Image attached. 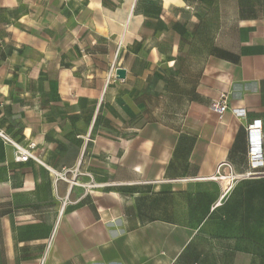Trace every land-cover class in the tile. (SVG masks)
Here are the masks:
<instances>
[{
	"label": "crops",
	"instance_id": "obj_1",
	"mask_svg": "<svg viewBox=\"0 0 264 264\" xmlns=\"http://www.w3.org/2000/svg\"><path fill=\"white\" fill-rule=\"evenodd\" d=\"M257 119L264 0H0V264H264Z\"/></svg>",
	"mask_w": 264,
	"mask_h": 264
},
{
	"label": "built area",
	"instance_id": "obj_2",
	"mask_svg": "<svg viewBox=\"0 0 264 264\" xmlns=\"http://www.w3.org/2000/svg\"><path fill=\"white\" fill-rule=\"evenodd\" d=\"M119 68L118 64L114 62L109 69L108 73V81L112 80L116 77L117 69ZM228 100L224 94H222L218 99L214 100L211 104V109L218 113L220 116L223 115L228 110ZM233 112L237 116H244L245 109L244 108H234ZM248 134H249V156L252 162V166L255 169L260 168L264 164V153H263V124L260 119L254 120L248 126ZM0 135L4 138V140L8 143H11L16 152L15 159L20 162H26L30 159H33L39 163L46 165L42 160L34 154V151L37 149V144L35 142L29 143L27 146L20 144L15 141L4 132L0 131ZM58 176H62L61 173L56 172ZM214 180H222L224 178H232L237 179V176L233 174L231 170V165L227 162H223L218 166V173L211 177ZM73 183H76V180L72 179ZM92 184H90L91 186ZM227 189V187H224Z\"/></svg>",
	"mask_w": 264,
	"mask_h": 264
},
{
	"label": "rangeland",
	"instance_id": "obj_3",
	"mask_svg": "<svg viewBox=\"0 0 264 264\" xmlns=\"http://www.w3.org/2000/svg\"><path fill=\"white\" fill-rule=\"evenodd\" d=\"M218 182H219V184L222 186V188H224V187H227V189L229 188H232V187H235L236 185H237V183H238V179H232V178H224V179H220V180H217ZM217 224L218 225H221V227L219 226V227H215V226H217ZM205 225H206V235H208V236H211V232L214 230V229H218L219 230V232L221 231V230H223V229H225V228H227L228 229V225H227V223L226 222H218V223H216V222H205ZM215 225V226H214ZM227 226V227H223V226ZM232 230H235V228L234 227H232L231 228ZM236 231V230H235ZM222 234H224L223 232H222ZM226 234H228V233H226ZM237 234H240V233H237ZM226 236H228V235H226ZM239 236V235H238ZM212 237V236H211ZM223 239V238H222ZM224 240V239H223Z\"/></svg>",
	"mask_w": 264,
	"mask_h": 264
},
{
	"label": "water",
	"instance_id": "obj_4",
	"mask_svg": "<svg viewBox=\"0 0 264 264\" xmlns=\"http://www.w3.org/2000/svg\"><path fill=\"white\" fill-rule=\"evenodd\" d=\"M116 76L119 78V79H123L126 77V70L124 68H118L117 69V72H116Z\"/></svg>",
	"mask_w": 264,
	"mask_h": 264
}]
</instances>
